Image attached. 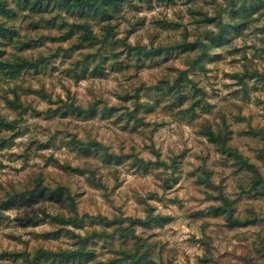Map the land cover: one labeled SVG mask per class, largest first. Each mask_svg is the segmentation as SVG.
Wrapping results in <instances>:
<instances>
[{
    "label": "rangeland",
    "instance_id": "374dc122",
    "mask_svg": "<svg viewBox=\"0 0 264 264\" xmlns=\"http://www.w3.org/2000/svg\"><path fill=\"white\" fill-rule=\"evenodd\" d=\"M4 1L0 264H264V0Z\"/></svg>",
    "mask_w": 264,
    "mask_h": 264
},
{
    "label": "trees",
    "instance_id": "16d2710c",
    "mask_svg": "<svg viewBox=\"0 0 264 264\" xmlns=\"http://www.w3.org/2000/svg\"><path fill=\"white\" fill-rule=\"evenodd\" d=\"M30 1L32 0H24L25 2V5H27L28 3H30ZM49 3L51 2H55L58 4L57 7L59 8H65V9H74L76 11H79V12H85V11H90L92 8H93V0H47ZM123 0H109V2L107 0H101V4H99L97 7H99V9H101L99 11V14L101 16H108L109 15V11H111V8L112 10L115 9L118 5H120V3H122ZM35 7V5H33ZM97 9V8H96ZM0 12L1 14L5 17L6 14H9V13H12V10H9L7 4L5 3L4 0H0ZM111 17V16H109ZM208 20V19H207ZM206 20V21H207ZM11 36L13 37H17V32L15 29L13 28H8L5 26V24L3 22H0V38H10ZM226 35H220L219 37H213V38H209V43L213 46V47H219L221 46L225 40L227 38H225ZM103 43H106L105 40L103 41ZM204 47V51L202 52V54H200V57H204L206 54V47ZM137 50V54L138 55H142V56H153L157 53H161L162 51H167V48L163 49V48H150V49H147L146 47H143V46H139L138 48H136ZM17 101H18V98H16L12 103L13 105H15V107H18L19 105L17 104ZM18 105V106H17ZM15 127V123H11L9 121H7L4 117H2L0 115V128L1 130H13ZM204 135L205 136H208L212 142L214 143H218L219 140V136L218 138L214 137V135L212 134L210 128H206L205 132H204ZM220 139V138H219ZM226 139L225 137L221 138V142H222V146H221V150L226 153L227 155L229 156H232L234 159H236L238 162H239V165L241 166H245V167H252L248 164V162L240 155L237 153V151L235 150H232L230 147H227L226 146V143H225ZM78 144V143H77ZM7 145L5 144V141L4 140H1L0 139V148H4L6 147ZM78 151L83 153V154H89L91 153L92 151H100L102 146L101 144L97 143V142H88L86 144H78V146H76ZM105 155V158H107L106 160H109L110 158L113 157V155H108V154H104ZM40 186V187H39ZM37 187H39V190L38 192L39 193H43L44 191H46V188L42 187L41 183H38L37 184ZM36 192V189H34L32 191V193H35ZM224 202L226 203V201L224 200ZM221 208H219L220 210ZM155 218H158L160 219L161 217H155ZM137 222L140 223V221L137 220ZM133 225H134V221H132L129 226L127 228H124L122 226H119L118 228V233L121 237L125 238L127 236H131L132 239H135L137 242L140 240V237L136 236L135 235V229L133 228ZM46 253V255H49V252H42V254L44 255ZM80 252H77V253H72L71 256L73 257H77V255L79 254ZM9 254V253H7ZM70 255V254H69ZM128 255V257L130 258H134L135 255H131V254H126V256ZM145 256H149L148 253L145 254ZM147 264H156V262L152 261V260H149L147 262Z\"/></svg>",
    "mask_w": 264,
    "mask_h": 264
}]
</instances>
